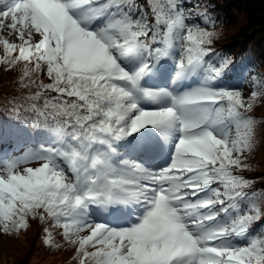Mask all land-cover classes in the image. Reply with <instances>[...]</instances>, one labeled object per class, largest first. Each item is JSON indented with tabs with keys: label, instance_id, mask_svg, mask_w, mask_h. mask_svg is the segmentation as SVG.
<instances>
[{
	"label": "snow or ice",
	"instance_id": "6c2138e0",
	"mask_svg": "<svg viewBox=\"0 0 264 264\" xmlns=\"http://www.w3.org/2000/svg\"><path fill=\"white\" fill-rule=\"evenodd\" d=\"M217 19L184 0H0V65L38 89L31 116L0 120V231L38 220L59 248L62 229L78 264H264V186L244 175L264 73L245 98L253 69L213 47Z\"/></svg>",
	"mask_w": 264,
	"mask_h": 264
},
{
	"label": "trees",
	"instance_id": "16d2710c",
	"mask_svg": "<svg viewBox=\"0 0 264 264\" xmlns=\"http://www.w3.org/2000/svg\"><path fill=\"white\" fill-rule=\"evenodd\" d=\"M184 2L186 10L200 13L207 11L213 18H218L215 27L209 28L218 34L213 44L216 50L227 54L238 66H250L253 69L251 77L256 76L257 70L264 73V0H184ZM232 24H236L237 29L228 32L227 27ZM4 35L7 36V33ZM3 56V48L0 46V58ZM23 68L24 64L20 63L11 71H5V67L0 65V120L5 122H15L13 117L17 114V110L21 118L32 115L25 109L31 103L28 97L34 95L38 89L34 85L27 88L23 86L26 83L22 80ZM40 79L44 83L50 82L44 74L40 75ZM257 80L259 81V77ZM242 94L247 98L249 94L247 84ZM254 115L264 116V108L258 104ZM246 163L251 165V169L246 170L244 175L254 181L253 187L264 186V139L260 140L259 146ZM31 226L35 229L33 242L38 235H41L45 241L43 229L50 225L30 219L29 227ZM52 231L55 243L60 245L59 248L52 247V250L61 253L67 264H78L74 259L75 249L61 236L62 229H52ZM19 233L14 235L18 236Z\"/></svg>",
	"mask_w": 264,
	"mask_h": 264
},
{
	"label": "rangeland",
	"instance_id": "374dc122",
	"mask_svg": "<svg viewBox=\"0 0 264 264\" xmlns=\"http://www.w3.org/2000/svg\"><path fill=\"white\" fill-rule=\"evenodd\" d=\"M236 29V24L227 27L228 32ZM247 86L250 93L254 87L251 75ZM34 230L32 226L28 227L18 236L0 231V264H67L62 254L52 250V246L43 241L41 235L33 242Z\"/></svg>",
	"mask_w": 264,
	"mask_h": 264
}]
</instances>
